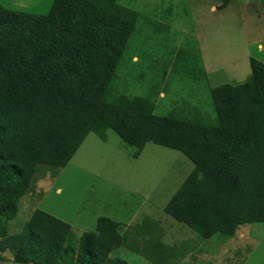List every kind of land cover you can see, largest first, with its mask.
<instances>
[{
    "label": "trees",
    "instance_id": "obj_1",
    "mask_svg": "<svg viewBox=\"0 0 264 264\" xmlns=\"http://www.w3.org/2000/svg\"><path fill=\"white\" fill-rule=\"evenodd\" d=\"M138 20L117 0H54L46 15L0 4V253L15 264H129L110 258L127 239L109 217L78 250L70 224L44 210L19 234L7 226L39 165L65 168L89 134L107 141L109 130L137 148L135 158L152 142L194 164L165 212L204 239L264 224V63L251 58L246 82L212 88L217 123L156 115L148 98L111 95ZM144 232L146 256L170 261L163 234Z\"/></svg>",
    "mask_w": 264,
    "mask_h": 264
},
{
    "label": "rangeland",
    "instance_id": "obj_2",
    "mask_svg": "<svg viewBox=\"0 0 264 264\" xmlns=\"http://www.w3.org/2000/svg\"><path fill=\"white\" fill-rule=\"evenodd\" d=\"M117 1L139 20L112 97H144L155 103L156 115L217 123L212 88L246 82L251 58L264 63V0H231L226 8L222 0ZM53 3L0 0L7 9L36 15L48 14ZM107 134V141L89 134L65 168L38 166L31 192L7 225L10 235L21 233L41 209L70 224L69 244L78 250L82 234L96 231L104 216L119 222L127 239L112 259L156 264L144 249V229L155 226L171 255L164 264H264V224L241 226L233 238L204 239L165 212L194 169L183 153L150 142L135 158L136 147L112 130ZM0 257L15 264L11 252Z\"/></svg>",
    "mask_w": 264,
    "mask_h": 264
},
{
    "label": "water",
    "instance_id": "obj_3",
    "mask_svg": "<svg viewBox=\"0 0 264 264\" xmlns=\"http://www.w3.org/2000/svg\"><path fill=\"white\" fill-rule=\"evenodd\" d=\"M0 264H7L6 261L0 260Z\"/></svg>",
    "mask_w": 264,
    "mask_h": 264
}]
</instances>
